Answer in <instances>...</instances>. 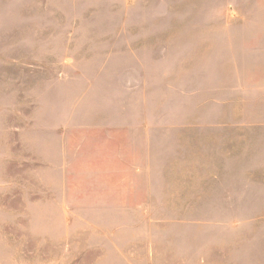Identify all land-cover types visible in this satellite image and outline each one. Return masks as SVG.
<instances>
[{
	"label": "rangeland",
	"instance_id": "1",
	"mask_svg": "<svg viewBox=\"0 0 264 264\" xmlns=\"http://www.w3.org/2000/svg\"><path fill=\"white\" fill-rule=\"evenodd\" d=\"M0 264H264V0H0Z\"/></svg>",
	"mask_w": 264,
	"mask_h": 264
}]
</instances>
